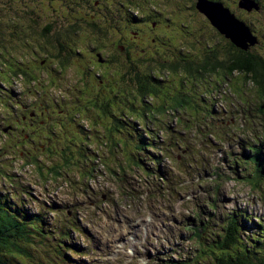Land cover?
<instances>
[{"label": "rangeland", "instance_id": "1", "mask_svg": "<svg viewBox=\"0 0 264 264\" xmlns=\"http://www.w3.org/2000/svg\"><path fill=\"white\" fill-rule=\"evenodd\" d=\"M262 3L264 7V0ZM250 21L258 42L248 52L264 59V8ZM180 22L185 24L179 27L180 32L189 30L201 41L191 51L203 61L213 54L217 69L207 74L206 82L199 79L192 87L188 81H183L184 84L164 81L157 86L158 93L148 94L146 108L143 103L136 104L134 97L132 112L128 115L135 120L133 129L137 131L132 141L126 136L131 131L126 132L122 124L116 123L117 133L111 146L99 129L97 138L84 134L82 143L75 147L57 149L56 153L28 154L15 147L14 138L1 133L3 122L9 121L13 113L19 119L23 107L1 106L0 102L2 206L17 212L23 222L28 221L29 215H41L46 223L42 226L45 233L39 235L32 231L21 243L26 251L16 254V264L186 262L198 255V246L190 242L185 228L194 226L198 214L204 222L207 216L202 208L206 209L207 204L216 205L212 213L219 216L217 224L225 222V213L231 211L252 218L264 217V184L258 185L253 165L242 175L232 169L226 157L227 153L241 152V140L256 145L264 143V120L256 117L255 107H249V104L259 107L260 100L242 74H226L229 53L233 51L228 40L216 30L204 32L206 24L199 17H191L189 12H185ZM165 43L169 51L177 41L170 37ZM162 73L164 80L170 77L165 69ZM7 91L13 101L16 98L13 84ZM47 92L60 95L56 89L43 91ZM133 93L137 95L135 90ZM62 108L64 104L57 98L52 103L46 100L30 106L24 114L35 109L58 112ZM68 110L73 112L71 105ZM193 120L197 123L192 126ZM229 125H233L234 131L224 136L221 131ZM54 128V134L44 137L63 139L60 125ZM163 138L171 146L178 140L188 149L172 151L169 159L158 168L153 167L148 156L158 153L159 140ZM130 156L138 161V168L129 160ZM144 168L165 171L167 180L161 182L155 174L149 176ZM52 210L57 215L47 212ZM250 222L247 223L249 234L259 230L258 223ZM71 226H77L79 232L70 230ZM123 227L130 232L119 236ZM39 237L48 244H35ZM72 247H76L75 256L70 255ZM121 248L123 256L115 261L120 257Z\"/></svg>", "mask_w": 264, "mask_h": 264}, {"label": "flooded vegetation", "instance_id": "2", "mask_svg": "<svg viewBox=\"0 0 264 264\" xmlns=\"http://www.w3.org/2000/svg\"><path fill=\"white\" fill-rule=\"evenodd\" d=\"M195 6L196 0H0L2 74L24 85L17 90L19 102L33 92L36 76L76 75L65 99L79 101L80 86H87L83 107L95 106L114 120L118 107L131 110L134 80L152 83L162 67L195 69V56L183 49L196 41L189 30H179L185 12L204 21ZM170 37L177 44L166 51Z\"/></svg>", "mask_w": 264, "mask_h": 264}, {"label": "clouds", "instance_id": "3", "mask_svg": "<svg viewBox=\"0 0 264 264\" xmlns=\"http://www.w3.org/2000/svg\"><path fill=\"white\" fill-rule=\"evenodd\" d=\"M206 1H213V2H219L221 3L225 8L229 9L230 13L233 15V18L235 21H238L239 23H242L250 32L251 37L256 41L253 45H251L249 42L246 43L247 45V51L253 47L254 45L257 44V38H256V31L254 28L251 26V21L250 18H255L262 10H263V3L262 0H251L253 3L257 6L258 9L252 8L251 10H247L242 7H238V2L241 0H206ZM197 3V0H196ZM196 7V6H195ZM250 7V6H249ZM197 12L201 14L204 18V21L202 20V24H206L204 27V32L205 31H214L216 30L218 33L219 31L214 28L209 20L201 13L198 11L196 8ZM199 19H201L199 17ZM178 25V24H177ZM233 27V26H232ZM226 32V31H225ZM228 33V32H227ZM220 34V33H219ZM223 36L226 40L230 42V46L232 47L230 50H233L232 52L229 53V56L233 57L234 55L237 54L238 51L243 50L237 45H235L232 41L231 38H226L223 34H220ZM248 35V34H247ZM256 35V36H255ZM227 36V35H226ZM233 37V36H232ZM194 40L195 45L192 48H184L183 50H189L192 55L195 56V69L198 65H200L203 60H201V57L197 55L195 52H192L191 50L195 48L197 45L201 43L200 40H197L195 37ZM236 40V39H235ZM238 40V39H237ZM242 41V39H240ZM253 41V40H252ZM11 44L14 46H17L19 44V40L17 38H13L11 40ZM206 45V42H205ZM246 47V46H244ZM206 59V58H205ZM100 61V60H99ZM205 61V60H204ZM6 62L4 56L2 55V58L0 60V102L1 106L5 105H10L16 108H21L23 107V114L21 117L18 119L17 118V113H13L9 121L3 122V128L1 129V133L3 135H8L12 138H14V145L16 148H19L21 151H26L28 154L31 152H38V153H56L57 149L59 151H63L68 147H75L79 143H82V138L84 134H88L89 138H97L99 129L102 130L104 133V136L109 139L110 146L112 144L113 139L116 137V129L114 128L115 124H122L124 126V129H126V132L131 131V135L126 134L127 139L132 141V138L137 136V131L133 129V123H135V120L130 119L132 116V107L130 111H127L125 107L122 105L121 107H118L117 110L114 112L116 119L109 121L106 117L102 115L101 112L98 111L97 107L92 106L90 109L84 108L83 105L81 104V100L83 99H89L90 96H87L88 89L87 86L82 87L80 86V90H84L82 94L79 95V101H74L72 99H65L66 92L64 91L66 86H71L76 79V75H71V74H63L60 75L59 80H54V76L46 78L45 75L42 76H36V79L38 80L36 84L33 87V92L28 96L27 98H23L22 102H19V98L17 96V90L18 87H24L22 82L18 81V77L14 75H8V76H3L1 67H4L3 64ZM165 69V71L168 73L170 76L166 80L163 79V73L162 70ZM187 69V68H186ZM195 69L191 72L189 69V72L184 70V67L178 68V73L181 77V82L184 84L183 81H188L192 86L196 85L198 80L200 79L201 81H207L206 76L207 74H210L211 72H215L216 70L212 71L210 69L208 70H199L195 71ZM234 72L238 74H242L245 82L250 83L254 90L256 91V97L260 100L259 107L258 106H252L249 104V107H255V110H257L258 115L256 116L260 120H264V111L262 110V107H264V98L262 95L261 90L254 84L253 80L251 79V74H245L243 72H239L238 70H234L232 73L227 74L228 76L232 75ZM204 75V76H201ZM156 81L149 83V84H162L164 81H170L173 82L175 81V78L171 75L170 69L168 67H162L160 69V73L156 75ZM195 76V77H194ZM15 79H14V78ZM43 83V81L46 83L45 87H40L38 82ZM141 80H134L133 82V88H132V93L133 90L137 91V88L142 84L140 82ZM13 84V91L15 93V97L13 101H11L10 94L7 91V87ZM29 85V83H27ZM58 90L60 95L53 96L50 92L43 93L44 90L52 91V90ZM59 98V100L64 104V108H62V111L56 112L55 110H45V111H40L38 112L37 109L34 111H31L25 115L24 113L27 111L26 109L30 106H35L36 103H40L41 101H46L48 102H54ZM139 100V99H138ZM144 102L143 106L146 108L147 106V101L148 96H144L142 99ZM31 102L32 105H26L27 103ZM134 102V93H133V98H132V106ZM136 104H141V101H135ZM72 106V113L69 112L68 107ZM60 106V105H58ZM61 112H64L61 115ZM100 118H97V117ZM31 117V118H30ZM38 121H42V124H39ZM164 121V120H163ZM197 123L195 120L192 122V126ZM55 125H60L61 129L64 131V137L63 139L60 138H54V139H46L44 136L45 135H51L54 134ZM68 126H71L69 131L67 130ZM79 126L80 130L77 129ZM109 126L113 130V133L110 135L109 132ZM142 124H140L139 129L142 128ZM18 127L16 130L14 128ZM23 129V130H22ZM6 130V131H5ZM22 130V131H21ZM233 125L229 126H224L223 130L221 133H223L224 136L229 135L230 133H233ZM40 133V134H39ZM255 137V136H254ZM158 138V137H157ZM256 139L259 138V136L255 137ZM264 137H262L263 139ZM32 140H34V143H32ZM159 140V139H158ZM160 143V148L157 154L151 153L148 156V160L151 162L150 165L153 167H159L160 163L163 162L165 159H169V154L174 151V150H182L185 149L187 150L188 148L184 145L181 146V142L176 140V142L172 143L168 141L166 138H163V140H159ZM241 145V152L233 155L231 152L226 154L227 157V162L229 165L232 166V169L237 170L241 172V174H244V171L247 167L253 165L254 171L253 175H257L258 179V185L264 184L261 183L262 179L260 175L264 176V160L263 164L261 165V171L262 173L258 174L256 173V166H255V155L256 153H260V156L262 159H264V143L260 142V144L256 145L254 142H248L246 140H241L240 142ZM126 144V141L124 140L123 145ZM170 147V148H169ZM151 156H154V159H151ZM133 161V164L136 168H138V161L133 159L132 156H130V159ZM259 160V159H258ZM141 163V162H140ZM144 172H146L149 176H152L151 174H155L157 177L161 178L160 181L163 182L164 180H167V174L165 171H162L161 169L153 170V169H143ZM235 174V173H234ZM169 176V173H168ZM169 178V177H168ZM170 179V178H169ZM2 203H4L2 200H0V206L3 208ZM212 208L216 209V205L214 203L207 204V208H202L204 211L203 213L207 216L206 219H203L204 222H202L201 215L198 214L197 218L194 222V226H186L185 231L189 234V240L192 243V241L197 244L198 246V255L195 256V258L189 259V261H169L165 260L166 263L164 264H215L211 258L209 257L208 259L205 258V255L202 254L203 251L208 249V246H211L213 244V241H216V237L219 236L221 239L223 238V230L226 229L230 222L234 219H239L240 225H245L246 228L240 232V236L243 238L244 241L249 242V238L256 232H260L264 229V217L260 218L255 217L252 218V216H247L246 214L241 213H235L233 211L231 212H226L225 214V222H221L217 224V220L219 219L218 215L216 213H212ZM12 213H17L14 211H10ZM18 214V213H17ZM36 217V215H33ZM40 216V215H38ZM19 217V214H18ZM29 218V217H28ZM22 220L19 217V221ZM256 222L259 225V230L255 231L254 233L249 234V228L250 226H247V223L251 224L250 221ZM201 223L200 226L197 225V223ZM241 228V227H240ZM70 230L74 229V231L79 232V229L77 226H71L69 228ZM31 230V229H29ZM130 232L129 228L123 227L122 230H119V236L122 234L125 236ZM191 234V236H190ZM26 240H21V243H24ZM32 243V242H31ZM251 243V242H249ZM22 246V252L26 251V247ZM24 247V248H23ZM123 248L118 250V253L120 254V257L117 258L115 261H119L120 258L123 256ZM70 250V255L75 256L73 253L76 251V247H72ZM21 252V253H22ZM2 254V252L0 253ZM17 254V253H15ZM74 254V255H73ZM209 255V251H208ZM114 261V263H115ZM263 261V260H262ZM162 264V263H160Z\"/></svg>", "mask_w": 264, "mask_h": 264}, {"label": "trees", "instance_id": "4", "mask_svg": "<svg viewBox=\"0 0 264 264\" xmlns=\"http://www.w3.org/2000/svg\"><path fill=\"white\" fill-rule=\"evenodd\" d=\"M210 34L208 33V36ZM187 62H192V59L187 56ZM218 63L213 62V54L209 55L200 65H198L195 71L199 70H216ZM171 75L175 78V81L181 82V77L178 73V68L170 67ZM185 71L189 72L186 68ZM234 70L243 72L246 75L251 74V79L254 84L261 90L264 98V59L249 53L247 50H240L233 57L229 56L226 65L227 74L232 73ZM170 82V81H167ZM161 85V84H159ZM156 84H142L137 88L135 101L141 103L144 96H148L151 92L158 93ZM154 159V156H151ZM259 159V160H258ZM263 160L260 153L255 155L256 173L260 174L261 165ZM264 183V176L260 175ZM43 216L29 215L28 221H19L17 213H12L7 209L0 206V264H16V254L22 252L21 240H27L32 231L38 233H45L46 230L42 227L45 225ZM241 227V228H240ZM246 228L245 225H240L239 219H234L230 222L229 226L223 230V238L216 237V241H213L208 249L203 251L202 254L205 258L209 257L215 264H264V229L260 232H256L249 238V242L243 240L240 236V232ZM31 229V230H29ZM33 237L31 238L32 241ZM50 239V238H48ZM35 244L48 242L44 241V238L39 237L35 239ZM209 251V255H208ZM263 260V261H262ZM198 263V262H196ZM195 263V264H196Z\"/></svg>", "mask_w": 264, "mask_h": 264}, {"label": "water", "instance_id": "5", "mask_svg": "<svg viewBox=\"0 0 264 264\" xmlns=\"http://www.w3.org/2000/svg\"><path fill=\"white\" fill-rule=\"evenodd\" d=\"M238 7H245V9L247 10H251L252 8L258 9L251 0L239 1ZM196 8L209 20L210 24L214 28H216L220 34H223L226 38H231V41L234 44L236 43L235 45H237L241 49H247V42H251V45L256 42L251 37L249 30L242 23L235 21L229 9L225 8L221 3L206 0H197ZM240 39H242V41Z\"/></svg>", "mask_w": 264, "mask_h": 264}, {"label": "bare ground", "instance_id": "6", "mask_svg": "<svg viewBox=\"0 0 264 264\" xmlns=\"http://www.w3.org/2000/svg\"><path fill=\"white\" fill-rule=\"evenodd\" d=\"M67 13V12H66ZM100 16H98V18H99ZM139 166V165H138ZM231 169V168H230ZM134 239V238H133Z\"/></svg>", "mask_w": 264, "mask_h": 264}]
</instances>
